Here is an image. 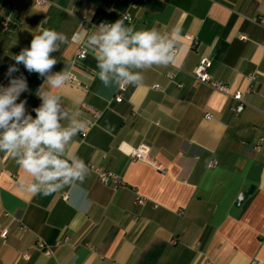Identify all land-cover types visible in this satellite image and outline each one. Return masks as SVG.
<instances>
[{"label":"crops","instance_id":"obj_1","mask_svg":"<svg viewBox=\"0 0 264 264\" xmlns=\"http://www.w3.org/2000/svg\"><path fill=\"white\" fill-rule=\"evenodd\" d=\"M48 1L0 0V22L11 25L0 29V79L10 77L12 56L30 47L38 27L63 33L67 40L56 42L50 56L57 63L45 76L16 65L13 73L23 74L28 88L16 103L26 101L24 116L35 118L41 92L55 95L62 129L85 125L60 158L111 170L125 187L115 190L85 166L81 179L57 181L58 191L29 194L24 189L35 178L16 162L23 149L0 151V264H264V145L255 149L264 124V26L253 22L264 17V0H139L132 20L123 22L129 38L151 31L155 44L172 39L178 52L172 61L124 65L135 79L121 101L120 76L101 75L94 43L101 33L83 32L80 17L115 22L129 1ZM81 34L84 60L74 40ZM205 57L214 79L246 92L242 113L232 111L235 101L194 81ZM64 72L79 82L66 80L59 89L47 82ZM83 103L103 111L91 128ZM141 143L150 145L151 162L131 157ZM138 195L144 205L136 204ZM40 241L54 253L39 250Z\"/></svg>","mask_w":264,"mask_h":264},{"label":"clouds","instance_id":"obj_2","mask_svg":"<svg viewBox=\"0 0 264 264\" xmlns=\"http://www.w3.org/2000/svg\"><path fill=\"white\" fill-rule=\"evenodd\" d=\"M99 31L101 35L94 43L100 44L101 55L98 60L103 70L102 76L108 71H115L120 77L134 80L135 76L131 75L124 65L150 66L171 59L170 56H165L167 47L154 43L156 36L153 32H137L129 38L127 33L131 29H125L121 19L111 24L102 23ZM176 31L179 32V29ZM58 40L64 43L67 37L55 30H41L38 27L30 47L12 56L16 64L9 67L7 74L11 77L13 72L18 71L16 65L22 63L28 72L45 76L57 63L50 53L59 50L56 43ZM68 79L69 74L64 72L49 76L47 82L53 88L59 89ZM24 91H28V88L23 74L19 78H12L9 86H0V129H3V132H0V151L22 148L23 153L16 162L35 178V182L26 185L24 190L29 194L47 196L63 186L56 183L61 181V178L71 177L79 180L85 175L82 160H73L70 165L66 159L60 158L65 142L72 135L82 133L85 125L79 123L70 129H62L56 96L51 92H41L39 98L43 104L34 109L35 118L31 115L25 117L26 101L16 103L18 96Z\"/></svg>","mask_w":264,"mask_h":264},{"label":"built area","instance_id":"obj_3","mask_svg":"<svg viewBox=\"0 0 264 264\" xmlns=\"http://www.w3.org/2000/svg\"><path fill=\"white\" fill-rule=\"evenodd\" d=\"M29 3L36 4V5H50L51 3L48 0H27ZM130 3V10L121 13L120 18L124 21H131L133 18V10L138 8V1L139 0H128ZM87 17V19H86ZM81 29L83 32L89 30V29H99L100 25L102 23H108L111 24L113 22H108L106 20H94L89 15L84 14L81 17ZM253 22L264 26V17L259 16L253 19ZM0 29L3 31H9L11 29L10 21L8 19H5L0 22ZM242 38H246L244 35L241 36ZM187 38L193 42V46L195 47L197 45L195 41V37L193 35H187ZM74 40L79 43V50L77 52V58L80 60H84L88 56V43L84 39L83 34L77 35L74 37ZM264 46V45H263ZM164 47H167V51H170V57L171 59L168 61H172L173 57L178 52V48L175 44V41L170 39L168 40ZM25 49V48H24ZM213 61L210 58H202L199 62V64L195 67V69L192 72V77L196 83H206L210 85L215 90L221 92L225 96H227L229 99L235 101V104L231 107L232 111L234 113H242L246 106V92L242 90H233L227 83L221 80L214 79L210 73L209 70L212 67ZM168 79L175 80V74L174 73H168L167 74ZM12 78H19V75L17 73H13L11 77L8 79H0V86L6 85V83H10V80ZM253 77H250V80H252ZM73 82H79L78 77L74 74H69V79ZM179 86H182L181 84H178ZM130 86V80L124 77L119 78V84H118V90L117 94L115 95L116 101H121L123 98V94L128 91ZM154 89L160 90V85H154ZM249 91V90H248ZM247 91V92H248ZM82 109H84L89 115L90 119L88 120V126L91 128L95 125L96 121L100 119V117L103 114V111L96 109L95 107L83 103L81 106ZM63 108L58 107V112H62ZM263 135L259 139V141L255 144V149L260 151L263 148L264 145V124L262 127ZM131 157L138 161H144V162H151V147L150 145L146 143H141L138 146L134 147L131 151ZM68 163L71 165L72 161L67 160ZM86 167L90 168L92 171H94L102 183L107 185H112L115 190H119L121 188L125 187V183L122 180V178L116 174L115 172L105 169L99 165L88 163L85 165ZM73 178L71 177H64L61 178V181L64 182H70ZM65 199L68 198V195L64 196ZM147 199L142 196H137L136 198V204L138 205H144L146 203ZM22 231H26V228L24 226H21ZM7 230L2 232V237H6ZM67 240V237L65 238ZM62 242H58L57 244H61ZM39 250L44 251L47 255H52L54 253V250L51 245H48L44 241H40L37 246Z\"/></svg>","mask_w":264,"mask_h":264}]
</instances>
